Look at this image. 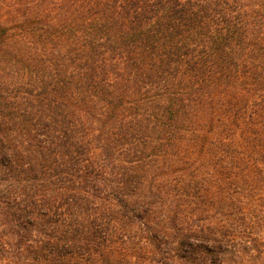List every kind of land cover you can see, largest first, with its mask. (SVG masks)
Instances as JSON below:
<instances>
[{
  "label": "trees",
  "instance_id": "16d2710c",
  "mask_svg": "<svg viewBox=\"0 0 264 264\" xmlns=\"http://www.w3.org/2000/svg\"><path fill=\"white\" fill-rule=\"evenodd\" d=\"M262 227L264 0H0V264H207Z\"/></svg>",
  "mask_w": 264,
  "mask_h": 264
},
{
  "label": "rangeland",
  "instance_id": "374dc122",
  "mask_svg": "<svg viewBox=\"0 0 264 264\" xmlns=\"http://www.w3.org/2000/svg\"><path fill=\"white\" fill-rule=\"evenodd\" d=\"M252 239L238 240L234 242L237 250L234 252L227 253L220 260L207 262V264H264V227L255 230ZM134 238V239H133ZM126 243L127 247L132 246L135 242L141 244L149 243L147 238L132 237L120 241ZM118 254V253H115ZM118 257V256H114ZM124 262L128 264H167V258L165 255L160 253H152L149 250L143 251L138 255L134 250L129 249L125 251ZM177 264H195L190 260L176 259ZM94 264H103L102 260H97Z\"/></svg>",
  "mask_w": 264,
  "mask_h": 264
}]
</instances>
